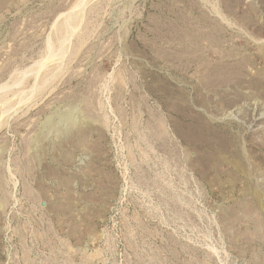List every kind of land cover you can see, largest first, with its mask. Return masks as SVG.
<instances>
[{
    "label": "rangeland",
    "instance_id": "374dc122",
    "mask_svg": "<svg viewBox=\"0 0 264 264\" xmlns=\"http://www.w3.org/2000/svg\"><path fill=\"white\" fill-rule=\"evenodd\" d=\"M0 264H264V0H0Z\"/></svg>",
    "mask_w": 264,
    "mask_h": 264
}]
</instances>
